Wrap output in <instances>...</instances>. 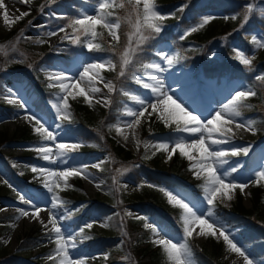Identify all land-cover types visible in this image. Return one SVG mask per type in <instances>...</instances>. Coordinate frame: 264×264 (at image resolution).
Instances as JSON below:
<instances>
[{"label": "rangeland", "instance_id": "rangeland-1", "mask_svg": "<svg viewBox=\"0 0 264 264\" xmlns=\"http://www.w3.org/2000/svg\"><path fill=\"white\" fill-rule=\"evenodd\" d=\"M57 1L60 0H45L42 2L40 7H37V0H30V2L27 3H22L20 0H4V4L6 5L7 11L9 13L8 25L3 23L2 16L4 15V9H0V38L7 37V35L11 34L12 32L14 34L16 31L15 29L21 27L22 24H26V27L22 31L20 38L16 39L12 46L6 44L0 39V75L2 77V86H4L2 92L0 93V105H3L5 108L10 107L13 109V111H0V264H35L37 261L41 262L42 264H47L52 260L48 257L55 252V249L51 251L49 250L56 247L54 240L49 239V237L53 234H50V232L48 233V231L44 229L43 225L38 219H29L28 217L20 216L18 209H28L31 214V207L30 205L21 203L17 193L19 192L20 194L25 195L27 198L34 200L36 204L41 206L43 210L39 213V216L45 222H47L49 216L48 209L51 207V193H49L44 187V184L47 182L50 186H52L59 197V194H61V192H65L66 188L64 187L61 189V191H59L60 188L56 187V184L58 183L61 187L64 181L63 179L58 180V178L55 176H42L40 174L33 177L32 175L28 174L27 171L33 172L31 170L32 166L47 168L52 171H61L67 169L69 165L60 163L59 161L56 163H51L50 161L43 159L41 162H39L36 159L28 158V156L31 154H38L37 158H40V154L34 150V146L37 144L47 145L52 148L53 153H56L57 149L51 140L41 139L39 142H32L30 145L15 144L12 143V141L6 140L14 139L16 138L15 136L22 135L25 132L31 137H37V135H39L38 132L34 131V122H29L23 118H18V114L23 116V110L20 109L18 103L9 102L10 100L15 99L17 96H23L24 99L27 100L28 107L31 109V111L42 116L48 125L53 126L51 130L54 133L59 132V130H57L54 125L57 123L62 125L61 120L56 119L55 109L52 107V104L55 103L57 95H63L57 81L55 79L50 80V84L52 85L50 88H53L56 91L49 98L48 106L50 108V113L47 115L44 111V108L42 106H37L35 103V94H33V92L30 91V88L27 86L26 77L15 76L17 74L15 71L18 69L17 64H22L24 62L27 65L28 63H26V61L28 58L33 60L34 58H37V55L42 54V52H44L46 49H50V52L58 56L61 53V49L65 47V44L70 41L71 36L66 33V28L64 32H59L58 35L55 36H49L47 34L48 32L56 30L60 27L58 22L52 25V21H59L56 20L57 17L64 16L66 12L72 9L70 2L65 0V2L57 4ZM187 1L191 0H176L172 4L174 5L173 8H165L160 4L159 0H154L155 6L161 13L172 14L168 19L162 21V31H166L169 29L168 27L171 26V28H174L173 33H178L179 31H184L191 25L199 22L198 20L194 23V21L191 19V16L187 17L185 21L181 22L180 14L183 12H180L179 9L182 6L187 5ZM249 4L254 6V11L253 13L249 14L248 21L245 23L244 14ZM14 6H19L18 9L20 10L14 9ZM95 6L96 4L83 5L74 14L75 18L82 12L91 14ZM134 6L135 0H129L128 7L126 9L128 19L126 23L129 30H131V38L136 43L138 34L135 32L134 25L137 20V15ZM260 8H264V0H226L225 4H223L220 8L209 10L204 15H212L215 18L203 28L191 33L183 39L186 41V48L191 49V51L194 52L197 63L206 65V68L197 69L195 66H187V70L185 66L179 65L177 61L174 62L173 66L168 67L167 63L162 62L160 57L157 56V58L152 60L151 63H161L165 71L153 72L151 69L145 70L148 80L143 79L144 83H153V80L149 79L147 74L151 73L153 76L162 79L166 88L170 87L169 94L173 95L174 98L179 96L180 99L187 105V107L193 110L195 113L207 115L209 112L219 110L223 104L227 102L228 98L234 93L235 90L245 87L251 89L248 83L249 81L244 77L242 78L243 73L246 72L250 65H242L236 58L235 50H241L242 54L246 55L252 60V63L262 61L264 59V48H257L252 43L253 36H256L257 39L261 40V42H264V17L259 15ZM139 10L142 13V0L141 4L139 5ZM20 12H28L29 14L13 23V19L18 17ZM233 14L236 15V19L231 18ZM202 16L203 15L200 17ZM225 17H228V19H225ZM140 19L142 20V16ZM129 21H131V23H129ZM250 22H252V24H249ZM183 24L187 25L183 27L181 26ZM241 25H243V27H241ZM241 30H244V39H242L241 35L239 34V31ZM115 32L118 39H113V37L109 35L108 30L105 29L106 41L111 45L118 43L120 40L118 29H116ZM234 34L237 35V38L232 39L231 36ZM65 36H67L68 39H64ZM23 38L25 41L30 43L27 50L25 51L26 53L21 52L20 54V51L23 48ZM89 39L90 38L88 37V41ZM242 40L244 41L245 46L242 43ZM128 43L129 41L127 44ZM225 45L226 51L228 49L232 54V63L230 69H235L238 67V75L232 78L228 77V79L226 78L227 76L221 75V71L218 72V68L223 63H226L227 60L225 55ZM127 47L128 45H123V49L120 51V54H123ZM161 49H163L166 54H179V51L175 49L170 42L160 44L157 47L156 52ZM110 56L111 54L109 53L97 55H83L80 53L73 56L68 63L58 61L57 59L53 61V63L43 61L37 65L39 68H35L33 65L32 69L28 70V72H39L42 79L48 78L50 74L55 72H63L65 75L72 76L74 79H79L78 72L82 70L83 65L99 58L111 59ZM137 60H139V57H137ZM23 68L25 67L23 66ZM111 69L112 68L106 67L103 70L110 71ZM103 70L100 71V76L103 78V80H96L94 82L95 86L99 88L100 91L97 93H89V99L92 101L91 105L84 99L82 95H79V89H72L74 95H76V99H72L71 96L68 97V104L69 102H83L90 106L91 125L99 129L102 133V136L104 135L106 138H109L113 141L115 140L117 143H119V146L122 148L124 147L125 151L131 153L132 156L137 155L138 152L142 151L141 149L145 150L146 156H150L151 153L158 154L154 147V142L156 141H168L174 139L177 136H184L188 139L192 138L188 133H177L175 131V124L170 126L166 125L164 121L159 118V112L149 115L151 108H149L148 112L145 113V116L141 118V123L138 126H135L134 128L123 127L125 121L132 119L126 115V111L136 110L139 108V105L137 104L136 100L133 99V97L150 100L153 102H155V98L151 93V89H145L143 88V85L138 88L139 91H135L133 89L128 90L119 87L115 81L116 78H111L108 75L103 76ZM204 71H208L213 74L217 73V75L220 77H208L207 74H202ZM197 72L200 73L199 77H192V75L196 74ZM119 78L121 79V77ZM109 81L115 86L114 91L118 93L120 99L118 103L122 106V110L124 111V115L121 117L116 116L113 122L112 120L107 122L106 118L102 116L100 111V109L107 107L102 101L105 98L109 99V95L112 94V92H108V89L105 86V83ZM21 83L23 84V88L20 87ZM260 83L263 84V82L258 81L257 85H260ZM69 84L71 86V82H69ZM80 88H84L87 91L86 84L84 82L80 83ZM9 90H12L15 95L10 96ZM253 91L258 93L256 88H253ZM123 96L127 98H124ZM251 97L252 96L248 97L247 99ZM97 99L101 100V103H97ZM244 104H246V102H244ZM247 108L248 107L242 108L241 112H247ZM255 117V114H250L241 115V117L235 119L237 121L253 119L256 121V123H258ZM70 118L71 115H69V118L66 120H69ZM161 122L165 124L167 129L174 131L173 136L168 135L167 133L156 132L158 129L157 126ZM117 126H121L124 134L128 136L126 141L124 140L123 136L117 134ZM62 127L68 129L66 126L62 125ZM217 127H222V125L218 124ZM232 128L235 133L232 143L220 145L218 147L223 149H229L232 147H247L249 148L248 155L252 150H254L256 151V156L258 159L253 162L254 167L252 171L256 172L264 170V141L255 146V142L259 140L257 139V132L253 134L251 131H246L242 128L236 129L235 125H232ZM145 134H147V136ZM61 137H63L65 142H83V137L74 133L64 136L62 132H59L57 135V141H60ZM90 153L91 154L87 155L82 154L79 148L73 152V154H70L71 156L75 157V160L69 161V164H76L80 166L88 165L84 174L77 175V177L82 180V184L77 186V191L80 195L79 199H84L86 205H91L89 210L91 218L88 221H84V225L89 222H94L93 227L89 230L96 231L107 238H115L116 245L118 247L122 248L126 252L131 251L133 253V249L136 244L133 238L130 242H128L127 239L129 236V231L124 226V222H129L130 219H136V216L147 217V215H151L150 217H147L149 222H154L151 217L160 219V216L156 213V211H152L149 206L145 207L140 205L142 202L145 203L142 201V197L139 196L146 192H143L142 188H146L147 191L150 190L158 192L160 199H162L163 202L172 209L180 208L176 205L170 204L167 200V197H165L164 194L157 188L149 187V182H144L142 187H137L138 184L128 181L131 179L125 178L126 175L128 176V173H126L127 167H124L125 161H123V157L126 158L124 155H122L123 157L113 156L115 160H112V162H114L116 166L108 168L107 164L110 162V160L106 153H97L94 149H92ZM193 154L195 155V153ZM178 157H180L181 160L183 159L185 163L183 164V162L179 161L177 164H175L176 167H174L173 170L174 174L180 171L182 165L186 166V163H192L187 159V157L181 156L179 151L174 153L172 155V159L170 160L167 158V153L164 152L160 167L163 170L169 169L174 165ZM245 157L247 156L241 154L238 157H226V159H228L230 163L239 161L241 164L242 162L246 161ZM51 159L55 160V155H53ZM96 164H99L100 167L97 168L93 166ZM14 167L19 169V175H24V173H27L28 179L24 180V183L18 182L16 178L17 171H13ZM228 167L229 165L225 164V168ZM99 173H102L105 178ZM85 176L91 177L92 179L85 178ZM201 176L203 177L204 181V174L201 173ZM5 180H7L13 187H9V184L4 182ZM35 180H39V182H37L38 187L26 186ZM97 184L100 186L97 187ZM13 188H15L16 191H14ZM170 190H172L174 194L178 193L179 197H183L186 202H191V204L195 205L198 209L204 210L209 207L206 203L204 192H202L204 194L202 195V201H200V203H195L192 200L190 194L185 192L182 193L175 189ZM241 196L242 206L246 210L253 209L255 207L251 187H247L243 193L241 192ZM45 197H47V199H45ZM99 201L101 203L105 202L107 205L96 204V202ZM237 203V194L234 190L230 202H221L220 198H218L214 202V205L220 204L226 208H233ZM53 211L57 214V216L63 215L65 218V215L63 214L64 209L56 208L53 209ZM126 212H131L133 215L128 216L125 214ZM100 214H105V216H101ZM111 215L112 218L109 220ZM259 217L260 221L264 223V208L260 210ZM210 219L217 224H223L215 215ZM98 221L107 222L109 227H100L99 223H96ZM109 221L111 223H109ZM61 223L63 225H67L63 222V220ZM224 226L226 227V225ZM194 227L195 231L192 237H195L199 243V246L209 256L214 255L215 249L220 247V262L222 264H234V262L235 264H243L242 257H239L236 253L228 251L222 237L217 239L216 237L212 236L207 238L197 236L196 233L200 231L201 226ZM49 228H51V225H49ZM70 230L72 231V228ZM228 230L232 232L236 240L240 242V245H242L243 248L246 249L248 253H250L249 258L253 260L254 264H264V260L260 259L247 245L244 244L243 241L239 240L234 230ZM32 231L35 232L34 236H41L42 240L40 242V248L29 249V245L22 247L24 241H26V238L32 233ZM171 237L174 242H179L181 241L182 236ZM149 239L152 242V234L150 235ZM153 245L154 244L151 246ZM72 251L74 256H79L80 258L85 259L86 264H88L87 261L94 262L95 258H97L99 254L102 256V258L104 255L108 256L107 252L89 253L87 250H84L83 246L80 244H77V248ZM160 253L163 257L162 261L164 264H169L166 255L162 250ZM129 258L130 256H126L123 259L129 263ZM55 259H57V261L54 264H58L59 257H55ZM98 264H105V260L99 262ZM123 264H127V262Z\"/></svg>", "mask_w": 264, "mask_h": 264}, {"label": "snow or ice", "instance_id": "snow-or-ice-1", "mask_svg": "<svg viewBox=\"0 0 264 264\" xmlns=\"http://www.w3.org/2000/svg\"><path fill=\"white\" fill-rule=\"evenodd\" d=\"M20 2L27 3L30 2V0H20ZM142 2V13L139 10L141 0H135L134 6L137 15L134 29L138 34L136 41L138 46L152 38V34H159L163 27L162 21L168 19L172 15L161 13L155 6L154 0H142ZM113 6L114 0H97L96 6L91 14L82 12L76 18L72 19L67 27L72 28L73 32L77 33V35L71 42L74 44L79 43L80 35H84L85 37L90 38L87 43V47L90 51L93 49L103 51L100 44L92 43V40L98 36L96 30L97 26L107 29L109 35L112 36L113 39H118L115 30L121 27V19L119 17L112 19V14L106 11ZM119 7L123 8L124 5L120 4ZM185 7H187V5L182 6L179 11L183 12ZM0 9H4L3 23L8 25L9 14L6 5L4 4V0H0ZM253 11L254 6L249 4L244 14L245 23H247L249 14L253 13ZM28 14V12H20L19 16L13 19V23ZM259 15L264 17V8L259 9ZM141 16L142 20L140 19ZM57 18L62 19L63 17ZM214 18L215 17L212 15H203L199 18L198 23L191 25L181 33L180 39L183 40L186 36L203 28ZM231 18L236 19L237 17L233 14ZM225 19H228V17H225ZM129 23H131V21H129ZM241 27H243V25H241ZM64 31L65 26H60L58 29L50 31L47 34L49 36H55L58 35L59 32ZM64 39H68V37L65 36ZM252 43L257 48H264V42H261L256 36L252 37ZM136 51L137 49L131 47L130 36L128 47L120 56V77L125 76L126 69L132 64V58ZM235 51L236 58L242 65H251L252 60L242 54L241 50ZM155 54L160 57L162 62H166L168 67L173 66L174 62L179 58V54H166L163 49L157 51ZM106 67L114 69L115 65L112 63L111 59L99 58L83 65L82 70L78 72L79 79H74L72 76L65 75L63 72H55L49 75V80L55 79L63 93V95H57L55 103L52 104V107L55 109L56 119L66 120L69 118L70 114L67 111L69 108L68 97L71 96L72 99H76V95H74L72 91L73 88L79 89V95H82L91 105L92 101L89 99V93H97L100 91V89L95 86L94 82L96 80H103L100 76V71ZM143 67L145 70L151 69L153 72L165 71L161 63H146ZM147 74L149 79L153 80L152 84L144 83L140 79H136V83L142 84L145 89L150 88L151 93L155 98V102L133 97L139 105V108L126 111V115L132 119L125 121L123 127L134 128L135 126H138L141 123V118H143L145 113L148 112V109L151 108L149 115L159 112V118L163 120L166 125H176L175 131L177 133H188L192 137L191 139L184 136H177L168 141H156L154 142V147L157 151L167 153V158L169 160L172 159L174 153L179 151L181 156L187 157V159L192 162L190 167L195 171L197 178H200L201 173L204 174L205 182L202 185V189L205 193V200L209 207L204 210L198 209L195 205L191 204V202H186L183 197H179L178 193L174 194L172 190L164 186L149 183V187L157 188L165 197H167L170 204L176 205L182 210L180 217L183 233L181 241L174 242L171 235L163 226L157 225L154 222H149L145 217L136 216V219L145 221L144 227L151 231L152 243L162 247V251L166 255L169 264H194L192 260V251L188 244V238L192 237L195 231L194 226H201L200 231L196 233V235L205 238L212 236L217 239L222 237L228 251L236 253L239 257H242L243 264H254L253 260L249 258L250 253L240 245V242L236 240L232 232L223 224H217L210 218L215 215L214 202L218 198H220L221 202L231 201L234 190L239 189L243 193L248 187L247 182H237L230 178L233 173L238 171V168L241 165L239 161L230 163L226 157H238L241 154L247 156L249 148L232 147L229 149H223L218 146L232 143L233 136L235 135L232 125H235L236 129L242 128L255 134L257 130L255 127V120L248 119L237 121L235 118L241 117L242 108L249 107V105L244 104L243 101L250 96L256 95V92L246 87L235 90L219 110L204 115L202 113H195L193 110L189 109L179 96L174 98L173 95L169 94L170 87L166 88L162 79L153 76L151 73ZM255 79L264 82V74L257 75ZM69 82H71V86ZM81 82L86 84L87 91L84 88H80ZM51 86L52 85L50 84L49 87ZM105 86L109 93L115 90V86L110 81L106 82ZM20 87L23 88L22 83L20 84ZM9 95L13 96L15 94L12 90H9ZM9 102L18 103L20 109H22L24 113L23 116L18 114V118L34 122V131L38 132L43 140H51L57 149V152L53 153L52 148L47 145H35L34 150L40 154V158L50 161L51 163L59 161L60 163L69 165L67 169L61 171H52L47 168L32 166L31 170L34 173H38L42 176H55L58 180L63 179V187L66 188L69 187L67 184L68 177L82 175L86 172L88 165L80 166L69 164L70 160H75V157L71 156L70 153L78 150L82 144L79 141L65 142L63 137H61L60 141H57V135L59 132H62L64 136H67L70 134V130L63 128L61 124L57 123L54 127L59 130V132L54 133L51 130L53 126L48 125L42 116L32 112L28 107L27 100H25L23 96H17ZM102 102L105 106H108L111 103L107 98ZM97 103H101V100L97 99ZM218 124L222 125V127H217ZM116 132L118 135L123 136L125 141L128 139V136L124 134L121 126L116 127ZM193 153H195V155H193ZM53 155L56 157L55 160L51 159ZM225 164H228L229 167L223 168L222 166ZM93 166L97 168L100 167L99 164ZM85 178L92 179L88 176H85ZM260 181H264V170L256 171L254 173L253 182L259 184ZM4 182L8 183L9 187H13L7 180ZM99 186L100 185L97 184V187ZM142 186V184L137 185V187ZM44 187L49 193H51V207L48 209L49 216L47 222L39 216V213L43 208L36 204L34 200L27 198L25 195L18 192L17 194L21 203L30 205L31 207V214L28 209H18L20 216L28 217L29 219H38L44 229L53 234L49 239L54 240L56 247L54 254L48 257L49 259L59 257L58 264H86L85 259L73 255L72 250L77 248L76 233L70 230L71 225H63L61 223L64 219L63 215L57 216L53 211L58 205H64L65 202L60 200L54 188L47 182H45ZM56 187H60V185L57 183ZM13 190L16 191L15 188H13ZM45 199H47V197H45ZM75 211H78V209ZM72 212L73 210L67 211V216L69 218L72 216ZM125 214L128 216L133 215L131 212H126ZM93 223L94 222H89L84 227L91 229ZM96 223H99L100 227H109V224L105 221H98ZM49 225H51V228H49ZM78 231L80 234L79 242L90 239V237L83 235V227ZM103 259L107 260L108 256L104 255Z\"/></svg>", "mask_w": 264, "mask_h": 264}, {"label": "trees", "instance_id": "trees-1", "mask_svg": "<svg viewBox=\"0 0 264 264\" xmlns=\"http://www.w3.org/2000/svg\"><path fill=\"white\" fill-rule=\"evenodd\" d=\"M40 2H44L45 0H39ZM73 4V9L71 11H75V9L79 8V5L83 4V0H71ZM97 2V0H86V2ZM128 1L129 0H114V6L107 9L106 11L110 12L111 18L115 19L119 17L121 19V27L119 29V35H120V42L116 45H110L105 38V29L97 26V33L98 36L94 39L92 43L94 44H100L103 51H97L95 49L88 50V53L95 54V53H106L111 54V57L113 61L116 64V71L112 75L113 78H116V81L119 85L122 84V81L119 79V71H120V51L123 49V45L125 46L128 41L129 37L131 35V30L127 27L126 21L127 19V13L126 9L128 7ZM176 0H159L160 4L164 6L165 8H170L174 5H172ZM226 0H191L187 1V7H185V11H183L182 14H180L181 22L185 21L187 17L191 16V19L195 22L199 20V17L204 14V12L207 10H214L219 7H221L223 4H225ZM120 4H123L124 7H119ZM68 12L67 16L59 21H52V24L58 23H64L65 26H67L70 21L73 18V14ZM132 19V18H131ZM28 24V23H27ZM249 24H252L250 22ZM248 24V25H249ZM24 24L16 31L8 34L7 37L0 38L1 41L5 42L6 44L12 46L13 42L20 38L22 31L26 27ZM187 24H183L181 26L185 27ZM176 26V25H174ZM23 27V28H22ZM68 34L72 35L75 39L77 33L73 32L72 28L66 27ZM174 28H169L166 31H164L162 34H152V38H150L147 42L144 43L141 47H136L137 51L133 56V62L128 66V69H126L125 76L123 77V82L127 83L132 87L131 85L134 84L132 80H130L132 74L134 72H137L141 69L142 64L145 62L150 61L153 58H156V49L157 47L166 42L170 41L171 44L175 49L179 51V58L178 63L183 66H195L197 69H204L206 68V65H203L202 63H197L196 56L194 52L187 50L184 47L185 42L180 39V31L178 33H173ZM263 31V30H262ZM239 34L241 35L242 39H244V30L239 31ZM264 34V31H263ZM80 42L77 44L70 43L68 48L60 55L55 56L50 51H46L40 55H37V58L29 59L26 61L28 63L26 66L22 63L17 65V67L20 69V72L25 74L28 83L32 87V89L39 93V99H38V105L41 104L40 99L47 97L49 94L48 87L46 85L47 82H45L44 79H42L41 74L38 73H30L28 70L32 69L33 65L35 68L38 64L42 63L43 61H48L49 63H52L54 60L59 59L62 61H68L71 57V55L78 51V50H85L87 48V37L84 35H80ZM232 39L237 38V35L234 34L231 36ZM5 40V41H4ZM242 43L245 46L244 41L242 40ZM247 44V43H246ZM17 45V44H16ZM23 48L20 51L26 53L29 46V42L25 41L23 38L22 41ZM225 55L227 57L226 63H223L220 68L222 74L229 72L234 73L238 67L235 69H230L231 63H232V54L227 49L226 51V45H225ZM137 57H139V60H137ZM21 65V66H20ZM23 66L25 68H23ZM29 66V67H28ZM16 67V68H17ZM15 68V69H16ZM207 74V71H205ZM209 73V72H208ZM264 74V59L262 61H258L255 63H252L246 72L243 73V76L246 80H248L249 84L252 88H256L257 92L256 95H254L249 100L243 101L246 102V105H249L247 108V112H244V114H255V119L258 121V123L255 124V127L257 131L264 132V82L263 84L260 83V85H257L258 80L255 79L257 75ZM133 88V87H132ZM2 89V77L0 75V91ZM118 100L119 97L116 95L114 98L113 106L110 110L100 109L101 114L104 118H106L107 122L109 120H115L116 118V108L118 106ZM45 102V101H44ZM71 113L74 117V122L76 124L74 125L75 131H77L80 135H86L89 136V138H92V141L94 140L97 144L98 148H101L104 153H106L109 157L110 162L107 164L108 168H111L113 166H116L112 160H115L113 156L115 157H121L123 156V161H125V166L127 167L126 173H128L129 179H138L141 180L140 174H144L148 179L158 183V184H165L173 187H177V185L184 189L187 192H192L195 195L200 194L201 187L197 189V193H195L194 187L197 188L198 181L193 176L192 171H190L186 166L182 165V168L179 172L176 174L173 173L174 167H176L175 164H177L179 161H183L180 159V157L177 158L176 162L173 166H171L167 170H163L160 167L161 159L163 155V151H156L158 154L151 153V155L146 156V152L144 149H141L140 153L137 156H132L131 153L126 152L124 148H122L119 145H116L115 141L106 138L104 135L102 136V133L99 129L91 125V118H90V112L89 108L82 105L81 103H72L71 104ZM3 105H0V111H4ZM78 121V122H77ZM76 127V128H75ZM159 130L164 129L161 124H158ZM260 132V133H261ZM95 136V138L90 137ZM16 138L6 141H12V142H30L36 141V137H31L28 133H23L22 135L15 136ZM258 142L263 141L264 137L259 134L257 136ZM4 143V141H3ZM256 160V155L252 154L249 156L247 161L242 164L236 173L232 174V179L236 180H246L249 178L254 177V172L251 170V166L253 165V162ZM184 164V162H183ZM125 174V173H124ZM20 179H26L28 177L27 174L20 177L17 176ZM77 181L74 182L73 187L66 188V191L64 192V195H62V199L65 202V204L76 203L80 202L79 195L76 192L75 187L78 184ZM108 182V181H107ZM252 193H253V201L255 203V207L253 209L246 210L242 206V196L241 191L239 189H236L237 195H238V203L236 206L233 207V209L228 210L225 208H222L220 206H217L216 208V214L224 221L226 224L230 227H238V234L240 239L246 243L249 247L252 248L253 252L261 259L264 260V223L260 221L259 212L262 208H264V181H260L259 184L254 183L252 186ZM143 195H139L142 197V201L145 203H141L142 206H149L152 208H157L162 213V217H165L167 219H172L174 221L175 227H179L181 223L179 222V211L176 209L172 210L169 208L168 205H166L162 199H160V195L158 192L154 191H147L146 189H143ZM71 210V205H67L66 211ZM75 218H78L86 213V209L80 208L78 211L72 212ZM164 215V216H163ZM70 223L73 225L75 224V219L72 218V216L69 219ZM124 226L129 231L128 236V242L131 241V239H134L135 246L133 249V253L131 251L126 252L122 248H117L111 246L112 240L106 239L102 236H99L98 234L94 233L95 236L92 238L93 242L95 244H99V242L105 243L106 246H110L109 250V264H121L127 262V264H164L163 257L160 253V247H153L152 242L149 239L150 231L148 229H145L143 227L144 221L141 219H130L129 222H124ZM35 232L32 231V233L26 238V241H24L23 246L29 245V249H36L40 248L41 244V236H34ZM45 240V239H44ZM43 240V242H44ZM46 243V241H45ZM188 244L192 251V258L195 260V264H222L220 262V247L215 249L214 255L209 256L205 251H202L199 249V247L196 246V243L189 240ZM126 256H130L129 263L128 261L124 260ZM138 262V263H137Z\"/></svg>", "mask_w": 264, "mask_h": 264}, {"label": "bare ground", "instance_id": "bare-ground-1", "mask_svg": "<svg viewBox=\"0 0 264 264\" xmlns=\"http://www.w3.org/2000/svg\"><path fill=\"white\" fill-rule=\"evenodd\" d=\"M19 7V6H18ZM18 7L17 6H14V9H18ZM18 10H20V9H18ZM15 13V12H14ZM9 14V13H8ZM3 17V16H2ZM3 20V19H2ZM194 155V154H193ZM227 202H230V201H227ZM44 218V217H43ZM198 236V235H197Z\"/></svg>", "mask_w": 264, "mask_h": 264}]
</instances>
